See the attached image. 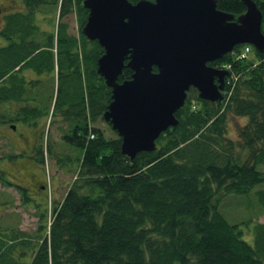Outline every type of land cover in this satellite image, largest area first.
Masks as SVG:
<instances>
[{"label": "trees", "instance_id": "trees-1", "mask_svg": "<svg viewBox=\"0 0 264 264\" xmlns=\"http://www.w3.org/2000/svg\"><path fill=\"white\" fill-rule=\"evenodd\" d=\"M215 1L235 16L245 11L240 0ZM254 2L264 34V0ZM22 4L0 26V105L13 107L0 121L65 122L67 149L57 163L76 173L51 220L42 209L37 231L0 228V264H264V223L254 222L248 241L219 210L225 195L253 194L264 212V53L233 62L239 78L222 101L201 100L190 88L175 112L177 125L160 134L155 150L130 159L118 135L95 125L112 92L97 72L103 48L81 31L88 16L83 0ZM44 7H58L60 19L75 12L78 34L67 22L50 21ZM41 13L51 30L40 27ZM25 70L44 78L27 79ZM132 72L124 67L118 80ZM228 115L247 117L241 141L227 136ZM47 153L54 155L52 143ZM38 162L44 165L42 148ZM0 182L6 183L1 172Z\"/></svg>", "mask_w": 264, "mask_h": 264}, {"label": "water", "instance_id": "water-1", "mask_svg": "<svg viewBox=\"0 0 264 264\" xmlns=\"http://www.w3.org/2000/svg\"><path fill=\"white\" fill-rule=\"evenodd\" d=\"M240 1L245 11L235 16L215 0H83L82 33L103 48L97 72L112 92L103 119L123 154L155 150L191 87L201 100L223 99L227 71L207 62L245 43L264 53L262 12L254 0ZM124 67L132 75L119 81Z\"/></svg>", "mask_w": 264, "mask_h": 264}, {"label": "rangeland", "instance_id": "rangeland-1", "mask_svg": "<svg viewBox=\"0 0 264 264\" xmlns=\"http://www.w3.org/2000/svg\"><path fill=\"white\" fill-rule=\"evenodd\" d=\"M0 7L2 14L0 16V25L3 18L10 12L23 9L22 0H0ZM48 8H42L45 16L51 15V19L55 21L67 22L69 32L78 34L79 28L77 24L76 13L72 12L63 18L58 17V7H53L49 11ZM43 13L39 15L38 22L43 29L51 30L53 26L48 20L44 19ZM58 13V14H57ZM4 42L3 37L0 36V45ZM251 56L255 57V49L252 50ZM27 79H37L34 72L23 71ZM49 90V88H48ZM13 107L10 104L0 105V116H7ZM36 125H28L19 122L0 121V172L5 182H0V228H19L26 233H33L38 230L40 224L44 222L41 214L42 209L47 208V219L52 216V207L54 204H59L63 199L66 190L71 185L75 178V173H68L66 168L61 167L57 163V157H63L62 149H67L66 144L63 143L61 137L66 127V123L62 120L50 121L39 119ZM247 123V117L228 115L227 136L233 141H241L240 131ZM95 125L102 128L108 137H116L117 133L111 128V125L99 120ZM35 131V132H33ZM26 136L25 140H20L18 136ZM35 135L39 136L38 148L43 149L44 165L40 164L39 181L46 185V188L41 193H36V185L30 182V174L34 172V166L31 164L29 147L34 142ZM14 137V138H13ZM13 138L15 143H11ZM25 141V142H23ZM52 143L54 148V155L47 153L48 145ZM22 148H28L25 152ZM18 153V154H17ZM18 155L12 158L7 155ZM39 153L37 152V155ZM11 183V184H8ZM18 184L32 189L33 194L36 195L34 199L37 200L39 206L35 204V200L25 197L23 190H19ZM21 187V186H20ZM28 191L26 192V195ZM219 210L230 223L240 224L239 227L243 231V238L252 240V226L255 221L264 223V212L259 208L253 194L249 195H225L220 198ZM49 218V219H50ZM51 220V219H50ZM243 222H250L248 225Z\"/></svg>", "mask_w": 264, "mask_h": 264}, {"label": "flooded vegetation", "instance_id": "flooded-vegetation-1", "mask_svg": "<svg viewBox=\"0 0 264 264\" xmlns=\"http://www.w3.org/2000/svg\"><path fill=\"white\" fill-rule=\"evenodd\" d=\"M1 14H2V11H1ZM1 14H0V16H1ZM33 132H35V131H33ZM25 137H27L26 134H25V136L24 135L23 136H20V137L18 136V138L20 140H25ZM13 138L10 139V142L11 143H15L13 141L14 140ZM33 139H34V142L29 147V149H30L29 150L30 151V157L31 158L28 159V160H30L31 164L34 166L35 169H34V172H31L29 178H30V182L33 185H36V187H37L36 188V190H37L36 193H41L46 188V185L44 183L40 182L39 181V178H38L39 169H40V166H41L40 163L38 162L39 154L37 155V152L39 153V148H38V146H39V136L38 135H35V138H33ZM23 142H25V141H23ZM27 149L28 148H22V151L25 152ZM18 185L21 186L20 190L21 189L23 190L26 198L35 200L36 201L35 203H37V200L34 199V198L36 197V195H42V194H33L32 189H30L28 186L25 187L22 184H18ZM27 191H28V194L26 195V192Z\"/></svg>", "mask_w": 264, "mask_h": 264}, {"label": "built area", "instance_id": "built-area-1", "mask_svg": "<svg viewBox=\"0 0 264 264\" xmlns=\"http://www.w3.org/2000/svg\"><path fill=\"white\" fill-rule=\"evenodd\" d=\"M249 52H250V46L246 45L234 55L233 59L234 60L245 59L248 56ZM231 66H232L231 62H228L222 65V67L227 68V69H229ZM237 77H238V74L232 72L227 79V83L233 85L234 82L237 80Z\"/></svg>", "mask_w": 264, "mask_h": 264}]
</instances>
